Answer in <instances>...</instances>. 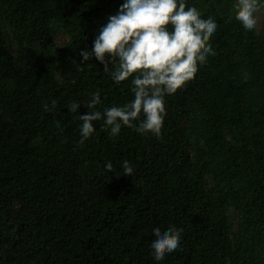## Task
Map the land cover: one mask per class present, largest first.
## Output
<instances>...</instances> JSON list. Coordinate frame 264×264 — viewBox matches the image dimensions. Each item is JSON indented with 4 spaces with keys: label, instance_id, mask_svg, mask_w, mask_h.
I'll list each match as a JSON object with an SVG mask.
<instances>
[{
    "label": "trees",
    "instance_id": "16d2710c",
    "mask_svg": "<svg viewBox=\"0 0 264 264\" xmlns=\"http://www.w3.org/2000/svg\"><path fill=\"white\" fill-rule=\"evenodd\" d=\"M123 3L0 0V264H264V20L246 31L234 0H186L217 21L216 54L166 97L160 137L100 120L81 144L72 101L132 99L80 55ZM171 225L181 246L154 261L151 230Z\"/></svg>",
    "mask_w": 264,
    "mask_h": 264
},
{
    "label": "clouds",
    "instance_id": "9594fccd",
    "mask_svg": "<svg viewBox=\"0 0 264 264\" xmlns=\"http://www.w3.org/2000/svg\"><path fill=\"white\" fill-rule=\"evenodd\" d=\"M233 9L242 28L255 31L259 14L264 12V0H234ZM217 27L212 14L205 15L195 5H186V0H124L119 11L99 28L92 49H81L80 55L82 63L95 57L115 84L130 82L132 99L101 111L97 108L101 103L97 90L84 105L89 109L84 114L79 111L80 102L72 101L68 110L82 121L80 143L93 137V122L100 120L110 137L118 136L122 127L160 137L166 97L182 88L198 67L216 54L210 37ZM104 167L113 172L111 161ZM121 168L123 175L134 176L129 160H123ZM151 231L149 248L154 261L163 262L181 246L182 228L154 226Z\"/></svg>",
    "mask_w": 264,
    "mask_h": 264
},
{
    "label": "rangeland",
    "instance_id": "374dc122",
    "mask_svg": "<svg viewBox=\"0 0 264 264\" xmlns=\"http://www.w3.org/2000/svg\"><path fill=\"white\" fill-rule=\"evenodd\" d=\"M263 20H264V12L259 14V21H258L257 30H260L262 28Z\"/></svg>",
    "mask_w": 264,
    "mask_h": 264
}]
</instances>
